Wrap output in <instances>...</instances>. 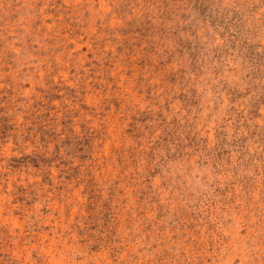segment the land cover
<instances>
[{
    "label": "rangeland",
    "instance_id": "374dc122",
    "mask_svg": "<svg viewBox=\"0 0 264 264\" xmlns=\"http://www.w3.org/2000/svg\"><path fill=\"white\" fill-rule=\"evenodd\" d=\"M0 264H264V0H0Z\"/></svg>",
    "mask_w": 264,
    "mask_h": 264
}]
</instances>
